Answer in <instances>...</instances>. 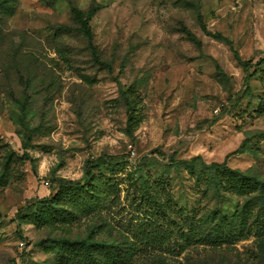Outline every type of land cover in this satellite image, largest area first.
<instances>
[{
	"label": "rangeland",
	"instance_id": "rangeland-1",
	"mask_svg": "<svg viewBox=\"0 0 264 264\" xmlns=\"http://www.w3.org/2000/svg\"><path fill=\"white\" fill-rule=\"evenodd\" d=\"M261 58L264 0H0V264H264Z\"/></svg>",
	"mask_w": 264,
	"mask_h": 264
},
{
	"label": "trees",
	"instance_id": "trees-1",
	"mask_svg": "<svg viewBox=\"0 0 264 264\" xmlns=\"http://www.w3.org/2000/svg\"><path fill=\"white\" fill-rule=\"evenodd\" d=\"M96 11H97V6L90 7L87 12L79 9L78 7H73L72 8V15H73L74 20L79 24L80 31L83 33V35L85 36V38L87 40V43L90 46L91 53H92V56H93L95 62H97L98 64H105L107 67H109V64L104 63L99 59L96 46L93 43V35L91 32V27H90L89 21H90L91 17L95 14ZM182 30L185 33L188 40H190L196 46H200V42L198 41L197 37L191 31H189L186 28H183ZM238 60L241 63V65L243 66L244 70L247 72V68L250 65L251 61L250 60H241L240 58H238ZM260 60L264 61V58H261ZM245 76L247 79L248 75L246 74ZM118 88L120 91V95L122 96V99L126 103H129V99L127 97V94L121 88V84L119 81H118ZM100 164H101V158L86 160L85 164H84V180L91 179V177L93 176V169L100 166ZM57 187H58V191L61 189L75 190V188L81 187V184L78 182L74 183L73 181L62 179V180L58 181ZM262 192H264V183H262ZM53 242H54V244L59 245L58 240H53ZM91 253H92V251L89 250L88 255H90ZM77 262L79 264H82L84 262V259L79 258Z\"/></svg>",
	"mask_w": 264,
	"mask_h": 264
},
{
	"label": "built area",
	"instance_id": "built-area-1",
	"mask_svg": "<svg viewBox=\"0 0 264 264\" xmlns=\"http://www.w3.org/2000/svg\"><path fill=\"white\" fill-rule=\"evenodd\" d=\"M46 184H47V182H46ZM21 245H22V243H20Z\"/></svg>",
	"mask_w": 264,
	"mask_h": 264
}]
</instances>
